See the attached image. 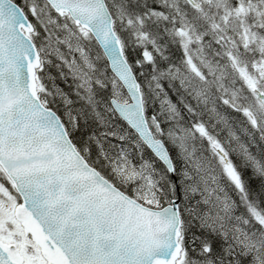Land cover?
I'll return each mask as SVG.
<instances>
[{
	"label": "snow or ice",
	"instance_id": "6c2138e0",
	"mask_svg": "<svg viewBox=\"0 0 264 264\" xmlns=\"http://www.w3.org/2000/svg\"><path fill=\"white\" fill-rule=\"evenodd\" d=\"M0 264H264V0H0Z\"/></svg>",
	"mask_w": 264,
	"mask_h": 264
}]
</instances>
